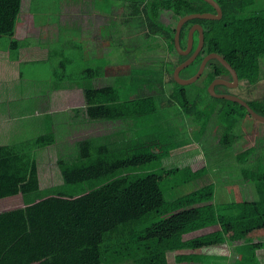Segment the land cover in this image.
I'll list each match as a JSON object with an SVG mask.
<instances>
[{"label":"trees","instance_id":"trees-1","mask_svg":"<svg viewBox=\"0 0 264 264\" xmlns=\"http://www.w3.org/2000/svg\"><path fill=\"white\" fill-rule=\"evenodd\" d=\"M22 1L0 0V36H10L8 47L16 55L23 45L15 38ZM132 1L137 15L141 10V14H148V3L155 7L149 26L167 41L168 52L177 55L172 70H168L161 84L154 75L130 77L123 71L112 82L95 85L90 80V85L82 87L84 105L71 110L74 113L65 123L69 126H62L65 130L49 129L34 144H30V139L17 145L0 144V199L21 194L24 202L0 210V264H169L168 251L197 250L225 243L233 246L234 258L200 252L188 257L197 263L264 264L258 253L264 248V240L252 237L254 231L264 229V132L252 149L243 148L236 154V159L245 163L239 169L240 182L253 184L258 198L215 202L216 184L212 181L168 198V189L191 183L205 174L188 163L165 168L159 165L187 144L170 130L167 134L162 127L154 126L158 100L162 101L166 83L172 86L166 106L171 107L174 102L180 113L201 123L196 136L204 148L209 126L210 136L214 134V140L230 148L243 136L248 116L254 118L239 102L208 91L214 78L232 79L230 70L219 59H210L202 75L190 85L180 84L174 77L177 64L189 56L179 53L175 46L178 19L193 12H216L215 7L206 0ZM216 1L223 10L221 18H192L182 27L180 40L184 48L189 29L196 22L202 24L205 40L198 56L180 75L192 76L203 57L216 51L237 70L240 80L235 89L217 84L216 90L243 92L244 95L237 94L264 114V95L258 97L260 91L255 90L264 76V0ZM163 10L173 16L165 29ZM198 41L196 30L193 49ZM107 64L96 61V67H88L84 76L93 79L109 73L105 71ZM156 84L160 86L159 93ZM201 89H205L207 97ZM145 119L150 128L147 135L141 129ZM77 123L81 124L80 129L85 124L113 128L104 130L102 135L89 134L73 140V126ZM62 137H67L68 143L62 149L56 148L58 168L53 167L62 181L43 187L41 150L56 147ZM146 146L158 149L144 152ZM167 181L173 183L164 189ZM213 225L219 227L185 236Z\"/></svg>","mask_w":264,"mask_h":264},{"label":"rangeland","instance_id":"rangeland-1","mask_svg":"<svg viewBox=\"0 0 264 264\" xmlns=\"http://www.w3.org/2000/svg\"><path fill=\"white\" fill-rule=\"evenodd\" d=\"M30 1L31 0H25L23 11L29 6ZM61 2L65 4L66 2H73V5H69V8L72 6L75 7L77 4L79 7L83 8L84 11L87 10V6L96 9V13L98 14V16H96V56L100 62H104V60L107 59L108 62L120 63L118 66L111 67L115 68L114 70L116 71H123L130 77L140 75L150 77L154 75L159 78L158 83L160 84L164 81V77H166L167 72H169L168 70H172L177 55L170 53L165 55L164 47H166V43L162 35L149 26L150 18L154 15L153 9H155V7H151V3H148V7L145 9L148 13L146 15L141 14L143 12L142 10L139 15H137L138 12H134L135 2L132 0H33L32 7L33 10L40 11L42 14V22H51L53 26H58V17L62 10ZM75 11L74 8H71L70 15H77L80 13L78 10L77 12ZM162 15V19L166 22L165 25H163V29H165L167 28V22L172 20L173 16H171V12L167 10H163ZM37 23L38 25L41 24L39 21H37ZM157 23L160 24L159 22ZM36 28H38L37 25L31 27V32L34 33V35L38 33V30L34 32ZM75 32L77 31L69 26H65L61 30V37L58 40L60 42L67 40L69 43V45L66 46L68 52H71V48H73L72 43L75 44L77 41ZM32 41L37 42L36 39H32ZM9 42L10 36H0V46H7ZM60 42H52L49 46L50 48L60 47ZM262 61L264 73V60ZM73 68L74 67L71 69V67H69L71 70H73ZM22 71L23 82L19 83L18 86L12 85L10 87L16 92L19 91L22 94L20 97H28L29 101H22L20 99L16 103H8L4 101V96L0 98V120L7 124V126L4 125L0 128V143L9 142L18 144L21 140L26 139L29 141L30 139V144H34L38 136L49 131L51 128L50 125L53 123L56 124L57 129L60 131L65 121L68 122L73 115V113L65 114L61 112L48 114L47 111L44 112L42 102H48L51 91L55 89L54 84H60L62 81H68L70 83L78 79L82 73L74 71L73 75H71L68 71L66 74L70 75L65 78V75H63V68L52 61H40L35 66L29 67V70L28 67L24 66L22 67ZM99 80L102 82L104 81L103 78ZM202 80L203 79H201V81ZM9 85L10 82L3 78L0 82V95H6L9 92ZM156 86V90L159 93L160 86L159 84H156ZM256 86L255 90L260 91V96L258 97L262 98L264 95V82L261 81V83H258ZM165 87V94L163 98L161 97L162 101L158 100L159 109L156 117L157 122L154 126H159V128L162 127L167 134L170 130V132L174 133L181 140L184 142L186 141L187 144H183L178 148V152L174 156L170 155L164 158L159 165L165 168L178 165L183 166V164L187 165L188 163L193 169H200L204 171L205 174L204 176H198L193 182L183 184L176 189H168L173 181H167L164 184V189H168L166 193L167 197L171 198L173 196L185 194L208 181H212L216 184L215 202L220 203L227 202V200L230 201L229 199L251 197L250 187H246V185L244 186L242 195H240L238 190H235L237 188H229L232 190L226 194V192L223 191L227 189L223 187L240 184L239 178L241 177V173L239 169L245 163L244 161L239 162L236 159V154H239L243 148L245 150L252 149L255 143L258 144L261 141L260 133L264 132V122L248 116L249 119L246 120L243 128V136L230 148L222 147L214 140V134L210 136L212 127L209 126L208 130L205 132V139L207 140L208 138L206 143L207 147L204 148V145L202 146L200 144L202 140L196 136V134H199L197 130L199 131L198 128L201 127V123L184 113H180L179 105L174 102L171 107L166 106V104H169L168 99L172 90L171 83H166ZM190 89H192V86H190ZM201 90L202 95L207 97L208 94L205 89ZM224 92L237 93L238 91L234 90V92H232L228 89ZM240 94L244 95L243 92ZM160 96L161 95H159V97ZM158 119H161L162 122H159ZM148 122L149 121L145 119L142 123L141 129L145 135L150 131ZM240 131L241 127L238 126L236 132L239 133ZM89 134H96V126L85 124L83 128L71 135V139L76 140ZM59 141L56 147L52 148L50 146L51 148L49 147L47 150H41L39 161L40 178L43 187L51 186L62 181L61 175L56 177L55 168H58L55 162V158L58 156L56 148L61 147L62 149L68 142L66 137H62ZM33 146L34 145H32V147ZM157 149V147L146 146L144 152ZM41 154L42 156L46 155L44 159ZM240 158L243 160L244 157ZM236 193L240 196H236ZM254 198H258L256 190L254 191ZM217 227L219 226L217 225L209 229H204L202 232H208L207 230ZM252 237L264 240V229L254 231ZM201 250L202 249H197V251ZM220 251L229 252L231 257H235L234 249L232 246L228 247L227 245H222V247H206V250H202L201 253L215 255L220 254ZM260 253H264V249H262ZM173 257V255L170 257L172 264H174Z\"/></svg>","mask_w":264,"mask_h":264},{"label":"crops","instance_id":"crops-1","mask_svg":"<svg viewBox=\"0 0 264 264\" xmlns=\"http://www.w3.org/2000/svg\"><path fill=\"white\" fill-rule=\"evenodd\" d=\"M25 0L22 1V9L18 17L17 21V26H16V33H15V38L18 40L23 41V45L19 50L18 55H16V51H12L9 49L8 44L7 46H0V82L4 79H7V81L10 82L9 88H8V93L6 95H0V98L4 96V101L8 103H16L18 100L22 101H29L28 97H20L22 94L19 91H14L10 86H18L19 83L23 82V71L22 67L26 66L29 67L35 66L38 64L40 61L45 62V61H52L55 62L58 66L63 68V75H65V78H67L70 74H66L68 71L73 75L74 71H79V73H82L81 76L72 81H62L60 84H54L55 89L51 91L50 98L48 99V102L45 103L44 101L42 102L43 106L42 108L44 109V112L47 111L48 114L52 113H65L68 114L69 112H72L71 110L76 108V107H81L84 105V95H83V90L82 87L90 85V80H92V84H101V83H108L112 82L115 80L117 73L119 71L114 70L115 68H111V66H118L120 63H114V62H108L107 59L104 60V62L108 63L107 68L105 71H108L109 73L103 74L98 76L97 78L94 77L93 79L90 77H85L84 74L87 72L88 67H96V61L100 62V60L96 56V16L98 14L96 13V9H92L91 6H87V10L84 11L83 8L79 7L77 4L74 8L77 12H80L77 15H70L71 8H69V5H73V2L66 4L64 2H61L62 10L60 13V16L58 17V26H53L51 22H42L41 16L42 14L40 13L39 10H33L32 7V2L31 0L29 2V6L26 7V10L23 11V4ZM96 6V3H95ZM82 11H81V9ZM74 12V13H75ZM40 16V17H39ZM39 21V24L37 23ZM38 26L34 30L37 31V35H34V33L31 32V27ZM69 26L76 30V43L73 44V48H71V52L67 51V47L69 43L67 40L59 41L58 39L61 37L60 33L61 30L65 27ZM32 39H36L37 42H33ZM164 42L167 45V41L163 39ZM52 42H60V47L56 48H50L49 44ZM165 50V55H167L168 48L167 46L164 47ZM103 62V63H104ZM69 67H74L73 70L69 69ZM31 71V70H30ZM119 74V73H118ZM152 76V75H151ZM103 78L104 81H100L99 79ZM137 79V77H134ZM153 79H155L153 77ZM157 80H159L158 77H156ZM97 80V81H96ZM263 82H264V76H263ZM59 88V89H56ZM51 123V122H50ZM66 123V121H65ZM63 124L65 128L69 126V124ZM52 124V123H51ZM7 126L6 123H3L2 120H0V128L3 126ZM10 125V124H9ZM50 129H53L55 131H62L65 130L62 129L59 131L57 129L56 124L50 125ZM81 127L80 123H77L76 126H73V131L72 133H76ZM113 125L106 126V125H98L96 126V134L97 135H102L104 130L106 129H112ZM67 139V137H66ZM21 140L20 142H22ZM0 144H14L17 145L16 143H0ZM240 185V186H239ZM250 187L251 190V197L254 198V191L255 189L253 188L252 185L241 183L236 184V185H230L229 187L225 186L223 188H226L227 190L223 191L226 192V194L232 190L229 188H237L235 190H238L240 195L243 194L244 186ZM235 186V187H234ZM222 190V189H221ZM225 194V193H223ZM225 194V195H226ZM237 195L236 196H240ZM13 198V199H10ZM241 199V198H237ZM23 199L22 195H15V196H9L6 198L0 199V210L2 209H8V208H13L17 206L23 205ZM217 226V225H213ZM213 226L206 227L204 229H209ZM219 226V225H218ZM218 228V227H217ZM217 228H212L210 230H207L208 232L213 231ZM204 229L198 230V231H193L188 234H186V237H193L196 235H199ZM253 236V235H252ZM256 240L259 238H255ZM222 245H227L230 247L231 245L229 243L225 244H220V245H213L217 247H222ZM212 247V246H208ZM233 248V246H232ZM264 249V248H262ZM258 250L260 258L264 261V253H260L262 250ZM202 250H206V248H202ZM201 251L197 250H191V249H182V250H173V251H168V261L169 264L171 263V255L174 257V264H216L214 262H204V263H197L191 260L188 256L189 254H194V253H201ZM220 254H227L230 255L229 252H221ZM195 257V258H194ZM231 257V255H230ZM194 259H201L196 258V256H193ZM232 258V257H231ZM202 260V259H201ZM37 264V263H34Z\"/></svg>","mask_w":264,"mask_h":264},{"label":"water","instance_id":"water-1","mask_svg":"<svg viewBox=\"0 0 264 264\" xmlns=\"http://www.w3.org/2000/svg\"><path fill=\"white\" fill-rule=\"evenodd\" d=\"M206 1L210 2L215 7L216 12H212V11L193 12V13H189V14H186L184 16H181L177 21L175 37H174L176 49L179 53L186 54L189 56L185 60H183L182 62L177 64V66L174 69V77H175L176 81L179 82L180 84H191V83L195 82L202 75V73H203V71L207 65V62L212 58H217L226 66L227 69L230 70V72L232 74V79H227L224 77L214 78L208 86L209 92L214 96L224 97V98H228V99H231L233 101L239 102L240 104H242L243 106H245L247 108L249 113L254 118L264 122V114H261L258 111H256L246 99H244L243 97H241L240 95L235 94V93L218 92L216 90L215 87L217 84H224V85H227L230 87H234V86H237L239 84V75H238L237 70L220 53H218L216 51H212V52L206 54L203 57L198 70L192 76L182 77L180 75V71L183 68H185L186 66H188L198 56L199 52L201 51V49L204 45V40H205L204 28H203L201 23L196 22L189 29L187 45L184 48L181 45V40H180L181 30H182L184 23L187 20L192 19V18H221L223 15L222 7L220 6V4L216 0H206ZM196 30L199 31V41H198L197 47L193 50L194 33Z\"/></svg>","mask_w":264,"mask_h":264},{"label":"flooded vegetation","instance_id":"flooded-vegetation-1","mask_svg":"<svg viewBox=\"0 0 264 264\" xmlns=\"http://www.w3.org/2000/svg\"><path fill=\"white\" fill-rule=\"evenodd\" d=\"M212 12H213V11H212ZM195 48H196V47H195ZM195 48H194V49H195ZM194 49H193V50H194ZM231 75H232V74H231ZM224 78L231 79V78H228V77H224ZM239 84H240V80H239ZM239 84H238L237 86H234V87H231V88H232V89H235V88H237V87L239 86ZM229 87H230V86H229ZM235 94H237V93H235Z\"/></svg>","mask_w":264,"mask_h":264}]
</instances>
